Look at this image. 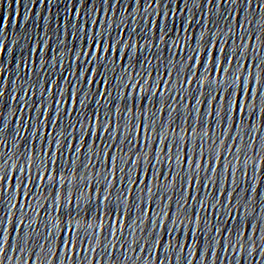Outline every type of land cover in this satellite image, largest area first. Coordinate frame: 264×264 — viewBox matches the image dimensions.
<instances>
[{
  "label": "snow or ice",
  "instance_id": "snow-or-ice-1",
  "mask_svg": "<svg viewBox=\"0 0 264 264\" xmlns=\"http://www.w3.org/2000/svg\"><path fill=\"white\" fill-rule=\"evenodd\" d=\"M155 2H156V0H148V3H155ZM204 43H205L204 56L206 58L209 57V56H211L212 57L213 67L215 69H218L219 68V64L217 63L218 57H217L216 53L213 52L212 47H209L208 46L209 41H205ZM199 56H200V53H199L198 57ZM225 59L226 60H229V57H228L227 54H225ZM204 62H205L204 60H201V66H203ZM229 62H230V60H229ZM224 71H226V69L221 71V75H220V79L221 80H223V72ZM97 75H99V73H97ZM236 79H240V88H239V91H236V89L234 87V84L233 85H229V87L231 88V91H230L229 95L230 96H234L236 98V100H235V103H236L235 113H236V115L238 117H240V116H242V115L245 114V109L243 107V101H244L245 94H246L245 87H244L245 80L242 79V78H240V77H236ZM253 79L255 80V77H253ZM85 82L92 84L94 81L93 80H89L86 77L85 78ZM251 91H252L251 88H248L247 89V97H248V99H249V97L251 95ZM101 95L103 96L104 93L102 92ZM57 103L60 104V101H58ZM77 103H79L80 105H83L84 104V100L77 99ZM231 114H232L231 102L226 100V107H225V111H224V117L225 118H228V117L231 116ZM41 115H43V113H41ZM96 120H97V118L94 117V118L90 119V121H89V123L91 124V126L93 128H95V126H96ZM50 122H54V121H51V119H50ZM105 127L106 126L103 125V131L105 130ZM97 139H99V136L97 137ZM77 150H79V149H77ZM50 163H52V162L50 161ZM133 163H135V161H133ZM21 183H23V182H21ZM69 183H71V181H69ZM2 185H3V182H0V191H3L4 190L3 187H2ZM83 186L84 185H80V187H83ZM104 199H107V196H104ZM66 215L71 216L72 213L71 212H68V213H66ZM215 230H217V229H215ZM62 233H63V235L66 236V235H68V230L65 232V229H64V230H62ZM190 234H191V231H190L189 235ZM63 244H64V246L67 247L68 251H72V241L71 240H67V241L63 240ZM69 246H71V248H69Z\"/></svg>",
  "mask_w": 264,
  "mask_h": 264
}]
</instances>
